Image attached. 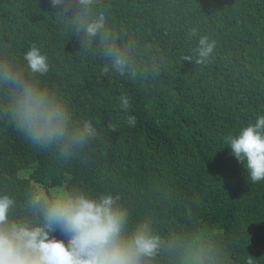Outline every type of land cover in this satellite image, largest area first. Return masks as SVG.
Masks as SVG:
<instances>
[{
  "label": "trees",
  "instance_id": "1",
  "mask_svg": "<svg viewBox=\"0 0 264 264\" xmlns=\"http://www.w3.org/2000/svg\"><path fill=\"white\" fill-rule=\"evenodd\" d=\"M95 4L111 31L136 43L144 73L104 71L96 45L84 51L49 0H0V61L27 75L24 54L38 47L48 71L35 78L97 133L61 159L0 114V195L14 200L12 218L31 219L25 203L37 185L111 194L126 208L129 228L148 218L166 241L212 239L222 264H264V180L251 182L225 144L264 115V0ZM201 36L214 46L206 64L195 63ZM5 101L0 91V108ZM153 264L178 261L162 253Z\"/></svg>",
  "mask_w": 264,
  "mask_h": 264
},
{
  "label": "clouds",
  "instance_id": "2",
  "mask_svg": "<svg viewBox=\"0 0 264 264\" xmlns=\"http://www.w3.org/2000/svg\"><path fill=\"white\" fill-rule=\"evenodd\" d=\"M49 4L58 9L55 14L65 29L80 37L84 51L96 45V53L107 62L104 71L110 67L119 74L144 73L136 63V43L107 27L105 13L97 9L95 0H49ZM213 47L201 36L194 49L195 63H208ZM23 59L27 75L0 61V91L6 93L0 114L31 145L52 148L59 158L67 159L97 135L96 129L88 119L74 118L68 103L35 78L48 71V58L38 47L31 46ZM121 106L127 107V100L122 98ZM225 144L251 182L264 180V115L235 136L225 137ZM119 199L80 192L49 197L36 189L25 203L31 219H14V200L0 195V264H153L162 253L178 264H222L220 249L206 236L166 241L154 232L148 218L129 228L127 210ZM57 231L65 239H56Z\"/></svg>",
  "mask_w": 264,
  "mask_h": 264
},
{
  "label": "rangeland",
  "instance_id": "3",
  "mask_svg": "<svg viewBox=\"0 0 264 264\" xmlns=\"http://www.w3.org/2000/svg\"><path fill=\"white\" fill-rule=\"evenodd\" d=\"M19 176L23 179H28L29 178V173L28 171H22L19 173ZM36 189H39V190H42L46 195H48L49 197H53L57 194H60V193H64L65 191H62V190H58L60 188H54L50 191L46 190L45 188L43 187H40L37 185Z\"/></svg>",
  "mask_w": 264,
  "mask_h": 264
}]
</instances>
